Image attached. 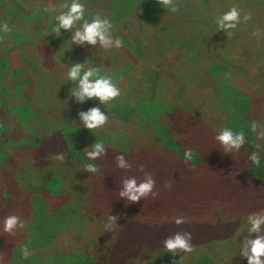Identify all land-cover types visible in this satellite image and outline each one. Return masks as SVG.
<instances>
[{
	"label": "trees",
	"instance_id": "16d2710c",
	"mask_svg": "<svg viewBox=\"0 0 264 264\" xmlns=\"http://www.w3.org/2000/svg\"><path fill=\"white\" fill-rule=\"evenodd\" d=\"M185 1L187 0H175L178 8L176 13L168 12L166 9L160 10L158 0H153L152 6L148 0H140L138 4L132 3L131 0H115L112 8L119 9L121 13L133 10V14L139 10L141 12L144 8L145 11L149 9L150 12L162 16L182 17L184 11L180 6L186 5ZM250 3L251 0H240L236 6L250 11L254 25L253 23L249 25L246 22L241 23L238 30L224 40L231 42L233 52L240 53L246 62L255 66L264 55V36L259 40L252 36L253 30L260 29L255 23L259 6L254 11ZM220 8L224 11V4L215 7L217 15L221 11ZM33 14L32 11H25L20 16L22 22L29 23L26 28H20L23 34L22 47L28 48L30 45L34 47V43L37 44L39 41L40 37L37 35L26 37V29L33 31L40 28L38 23L32 19ZM179 20L180 18L177 19V23L181 24ZM35 22L37 23L36 28H34ZM194 29L197 49L188 54L200 61L203 58L204 49L202 47L207 46L206 37L209 30L201 26ZM158 41L160 46L161 39L158 38ZM50 55L47 54V58H43L38 67L31 68L33 70L31 76L36 78V85L30 91L33 94L30 104L14 105L11 109H16L17 114L22 113L24 116L35 118L37 121L34 127L29 128L23 122L17 121L15 113L6 115L4 108L0 107V136L5 131V134L7 132L10 137L4 141L5 144H0V225L6 216L17 215L19 210H24L28 216L32 215V219H29L32 221L44 217L45 205L50 206L51 217V213L56 208L53 199L59 197L60 202L81 201L79 208L86 223L82 231L86 230L89 222L91 223L88 226L89 230L93 229L100 236V241H91V244H87L84 250L88 249L90 253L84 254L90 259L89 264H121V262L125 264H242L238 258L239 255L235 257L223 255L214 259L210 256V252L213 251L206 249L190 257L182 253L171 255L162 248L161 241L176 232H185L191 221L201 223L200 228H202V234L192 231L191 241H200L204 244L210 241H223L229 237L240 240L241 237L238 235L242 230H246L244 217L249 213L264 209V148L258 153L259 163L253 164L247 159L248 153L256 150L254 147L256 143L264 146V140L257 141L255 134L248 128L253 116L264 114L263 108L260 109L264 95L255 94L247 99V96L238 92L230 93L229 90L224 92L226 97L223 95L222 97H225L226 102L237 110V114L234 113L236 115L228 119L224 126L244 130L247 142L240 152L223 153L222 148L213 139L216 133L211 130L212 127L202 130L205 117L198 109L189 107L190 102L187 103L189 94L183 90L184 87L179 85L180 88L174 89L169 86L172 77L176 75L175 72H179L184 65L189 66V62L184 64V60L178 58L168 66L164 65L159 71L161 76L158 78L159 88L164 89L167 96H171L172 101L169 103L170 100L158 99L159 101L155 102L154 111L151 112L153 119L151 122L153 130H151L154 136L150 139L159 142L155 145V150L159 152V155L157 152L143 148L144 145L122 148L120 145L114 147L105 142L106 154L91 161L100 168V172L98 171L99 173L95 175L88 173L85 175L82 169L76 167V164L83 168L86 148L90 144L85 146V142L82 147L75 146L71 144V140L81 131L85 132L86 129L82 126L77 127L79 109L75 106L71 107L74 101L68 96L69 87L61 83V78L56 72L60 62L55 60L57 56L51 55L54 58L52 59ZM117 58L115 57L113 62V66H116L113 67L115 72L118 68L115 63ZM126 64L128 67H125ZM125 66L120 73L122 79L126 78L128 73L132 76V73L138 70V66H132L128 62ZM2 68L3 66L0 67ZM66 68L65 64L59 67L64 73ZM132 69L134 70L131 71ZM182 71H184L183 68ZM132 81L137 84L135 80ZM170 88L174 90V94L171 93ZM36 99H38L39 106L38 102H35ZM44 111H48V114ZM233 112L232 108L231 113ZM50 114L55 116L52 120L56 121L55 126L48 119ZM19 120L23 119L20 117ZM165 125L174 126L172 129L174 138L172 134L162 131ZM184 135L189 136L187 142ZM186 150L191 152L192 159H185ZM124 153H127L125 159L132 165L128 170L116 167L115 156ZM57 154H63L62 162L56 160ZM155 159H157L156 162ZM19 163L22 164L18 165ZM21 168L26 170L31 168L34 176L40 172H46L45 176L48 180L50 178L54 180L55 173L64 172L65 179L61 173L62 180L67 181L75 193L72 191L64 193L62 184L56 188L50 186L40 188L38 199L41 205L35 209V206L28 203L26 198L16 200L22 191L11 193L14 192L12 185L2 180L4 177L12 180L14 173H7L16 172ZM140 168H143V171H140ZM51 169L56 172L51 173ZM145 173L151 174L155 180L153 188L155 195H149L137 202H126L118 196L122 178L136 176L139 181L143 179ZM39 178L42 179V176ZM69 179L75 184H71ZM3 184H7L5 188L11 192L3 191L4 186H1ZM3 194L6 196L3 197ZM82 197L84 198L79 200ZM212 207L217 208L214 217L205 219ZM108 216L115 217L117 224L112 229L105 230L104 225ZM175 216H184L186 222L180 225L173 223L174 226L170 225L172 222H160L161 217ZM63 236L65 238H62V241H57V237L51 243L49 241L47 247L49 253H69L74 247L84 242L81 240L85 239V236L80 234L78 235L79 244L72 242L66 245V242H71L67 237L69 233L64 231ZM16 242L0 241V249L8 248L12 254L11 248Z\"/></svg>",
	"mask_w": 264,
	"mask_h": 264
},
{
	"label": "rangeland",
	"instance_id": "374dc122",
	"mask_svg": "<svg viewBox=\"0 0 264 264\" xmlns=\"http://www.w3.org/2000/svg\"><path fill=\"white\" fill-rule=\"evenodd\" d=\"M131 1L138 4L140 0ZM152 1L148 0L150 6H152ZM220 1L222 2L220 3L221 5L224 4V11L230 6L238 5L240 2V0H187L184 2L186 5L180 6L185 15L177 17L173 15L162 16L150 12L149 9L145 11L144 8L141 10L142 13L140 10L136 14L132 13L133 10L121 13L119 9L112 8L115 0H85L90 11L107 10L114 22V35H118L122 40L119 49L105 52L97 49L89 50L87 46L74 45L71 48L70 42L66 41L69 38V33L61 30L62 34L59 37L51 33L49 17L40 12V7L45 4L51 6L56 0H0V15H2L0 22L7 23L12 30L10 34L0 36V67L3 66L0 69V107L4 108L6 115H10L16 111V109L11 110L14 105L30 104L33 97L30 91L36 85V78L31 76L33 74L31 68L33 66L38 67L43 58H47V54L57 56L55 60L60 63L56 68V72L61 78V83L63 85L67 84L66 86L69 88L71 85L67 83L64 78V72L59 67L62 64L67 66L66 63L70 61H82L86 57L94 56V63H97L104 71L114 76L118 86L121 88V96L106 106L109 118L103 129L95 130L94 134L88 130L85 132L81 131L78 136L73 131L75 136L71 140V144L82 147L85 142L86 146L94 143L95 139H102L106 144H111L114 147L120 145L122 148H128L144 145L145 147L143 148L150 149L154 153L157 152V155H159V152L155 150V145L159 144V142L150 139L154 136L151 126L153 120L151 112L154 111L156 101L161 99L169 101L171 97L170 95L167 96L164 89L159 88L158 78H161L159 71L162 70L164 65L168 66L169 63L179 58L184 60V64L189 62V66L184 65V67L179 69V72H175L176 75L172 77L169 86L177 89L180 88L179 85H182L184 87L183 90L189 94L187 99V103L190 102L189 107L198 109L205 117V122H202V130L211 126V130L216 133V130L224 127V123L228 119H232L237 114L234 106L226 102L225 91L229 90L230 93L238 92L244 94L247 99L255 94L264 95V55L253 66L246 62L240 53L237 54L236 51L233 52L231 50V42L224 40L229 35L224 33L223 30H218L214 23V18L217 15L215 7L220 6ZM250 5L254 11L259 6L255 23L263 31L264 0H251ZM160 8V10H165L161 6ZM25 11L34 12L32 19L40 26V28L33 31L25 30L26 37L32 35L40 37L38 43H34V47L30 45L28 48L21 45L23 34L20 28H26L28 23L22 22L20 17ZM221 12L223 11L221 10ZM19 18L20 20L18 21ZM179 18L181 24L177 23ZM252 19L246 23L248 25L253 23L254 25ZM37 23L34 28L37 27ZM199 26L207 28L209 33L206 37L207 46L204 45L202 47L204 49L202 51L203 58L197 61L196 57L194 58L188 53L197 49V46H195L197 40L195 39L194 28ZM237 30L238 28L232 33ZM158 38L161 39L160 46ZM188 55L189 57H187ZM115 57H118L117 62H115L118 67L116 72L113 70V67H116L113 66ZM51 58L54 59L53 57ZM126 62L132 66H138V70L136 69V73H132V76L128 73L127 77L122 79L120 73ZM125 67H128L127 64ZM182 68L184 71H182ZM132 80H135L137 84ZM170 90L174 94V90L172 88ZM222 95L225 97H222ZM38 99L35 102H38ZM262 100L260 109L263 108L262 111L264 112V98ZM169 103H172V101ZM37 105L39 106V102ZM40 105L42 104L40 103ZM95 105L96 101L93 100L84 105L74 102L71 107L75 106L82 110ZM232 108L234 109L233 113H231ZM101 110L104 111L103 108ZM44 112L48 114V111ZM15 115L17 121L23 122L29 128L34 127L35 121H37L33 117L22 115V113H15ZM20 117L23 120H19ZM54 117V115L50 114L48 119L52 121ZM253 120H258L261 124H264V114L253 116ZM52 125L55 126L56 121H52ZM172 129H174V126L165 125L162 131L172 134L174 138ZM183 137L187 142V137L189 136L184 135ZM9 138L8 133L6 132L5 134V131H3L2 136H0V144H5L4 141ZM22 153L24 155L23 150ZM156 161L157 159H155ZM21 164L19 163L18 165ZM76 167L84 171L77 164ZM98 169L100 172V168ZM31 172V168L28 170L21 168L16 170V172L7 173H14L13 179L4 177L2 180L8 185H12L14 192L5 188L7 184L1 185L4 186L3 191L9 190L14 194L22 191L16 200L26 198L28 203L35 206V209H38L41 205L40 199H38L40 198V188L49 186L56 188L62 184L64 193H69L70 191L75 193L69 183L62 180L61 173L65 179L64 172L55 173L56 171L52 170L51 173H55L57 176H54V180L51 178L48 180L45 176L46 172H40L36 176ZM84 174L87 175V172L84 171ZM39 176H42V179ZM71 184H75V182L71 181ZM3 193L5 194V192ZM4 194L3 197L6 196ZM58 199L59 197L53 199L56 203V208L51 213V217L49 214L51 209L47 205H45L46 214H44V217L37 218L34 221L29 220L32 219V215L28 216V213L24 210H19L16 216L22 217L21 219L25 221V229L22 231L17 230L13 235L0 232V241L7 243L9 240L17 241L15 246L13 245L14 247L11 248L12 254L8 251V248L0 249V259L4 261V264H83L84 262L89 264L90 259L84 254L90 253L88 249L87 251L84 250L87 248V244H91V241H100V236L93 229L89 230L88 226L91 224L89 222L85 228L86 230L82 231L86 223L79 208L81 201L76 202L70 199L72 202H67L66 200L60 202ZM216 210L217 208L215 207L210 208L205 219L213 218ZM170 225L174 226L173 223ZM200 227L201 223L191 221L185 232H190L193 236L192 231L197 234L201 233L202 228ZM64 231L69 233L67 237L71 241L66 242V245L72 242L79 244L78 235L80 234L85 236V239L81 240L84 242L74 247V249L72 248L73 250L69 253H49L47 251L49 241L51 243L56 237L57 241H62V238H65L63 236ZM238 242L239 240L235 237H229L223 241H210L204 244H201L200 241H191L193 252L189 253L187 257L202 252L204 249L213 251L210 252V256L214 259L223 255L235 257L239 255ZM21 245H26L29 248L31 255L28 259L21 257L19 251ZM85 245L86 247L84 248ZM238 258L240 263L247 264L245 259L240 256ZM121 264L125 263L121 262Z\"/></svg>",
	"mask_w": 264,
	"mask_h": 264
},
{
	"label": "clouds",
	"instance_id": "9594fccd",
	"mask_svg": "<svg viewBox=\"0 0 264 264\" xmlns=\"http://www.w3.org/2000/svg\"><path fill=\"white\" fill-rule=\"evenodd\" d=\"M160 6L168 12L176 13L178 8L175 0H158ZM40 12L49 17L51 23V33L56 37L61 36V30L69 33L66 41L70 42L71 48L76 46H87L89 50L97 49L108 52L112 49H119L122 40L118 35H114V22L111 15L104 9L90 11L85 0H56L51 6L48 4L40 7ZM252 19V14L235 5L230 6L215 16L214 23L218 30H223L227 35H231L241 23ZM11 28L7 23L0 22V36L11 33ZM252 36L257 40L264 36L259 28L253 30ZM64 78L71 86L68 96L75 103L84 105L89 101H96V105L79 110L77 117L79 123L77 127H83L91 133L95 130L103 129L108 121L106 106L121 96V88L118 86L114 76L104 71L93 57H86L82 61L67 62ZM104 109L102 111L101 109ZM249 131L255 133L256 140H264V124L258 120H252L248 125ZM213 139L222 148L223 153L240 152L242 146L246 144L244 130H236L229 126H224L216 130ZM255 151L249 152L247 159L253 163H259V151L264 148L260 143L254 145ZM85 152L83 170L95 175L98 166L91 161H95L106 154V145L103 140H96L89 145ZM124 154L115 156L116 167L128 170L132 167L127 162ZM186 160L192 159L190 151L184 152ZM56 160L63 161V154H57ZM143 171V168L139 169ZM155 180L152 175L145 173L143 179L137 180L136 176H127L121 179L118 196L126 202H137L149 195H155L153 188ZM161 223L172 222L176 225L185 223L184 216L161 217ZM116 218L108 216L104 225L105 230H110L116 225ZM246 230L238 235L241 239L238 242V252L247 264H264V209L249 213L244 217ZM25 229V221L16 215H8L0 225V232L13 235L17 230ZM242 234H244L242 236ZM190 232H176L161 241L162 248L171 255L182 253L187 255L193 252ZM23 259H28L31 255L26 245L19 248ZM0 264L4 261L0 259Z\"/></svg>",
	"mask_w": 264,
	"mask_h": 264
}]
</instances>
